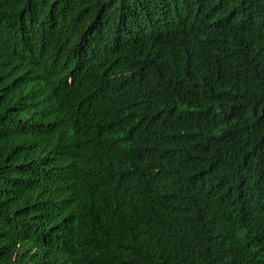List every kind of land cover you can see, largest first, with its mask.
I'll return each instance as SVG.
<instances>
[{"label":"trees","instance_id":"16d2710c","mask_svg":"<svg viewBox=\"0 0 264 264\" xmlns=\"http://www.w3.org/2000/svg\"><path fill=\"white\" fill-rule=\"evenodd\" d=\"M0 264H264V0H0Z\"/></svg>","mask_w":264,"mask_h":264}]
</instances>
